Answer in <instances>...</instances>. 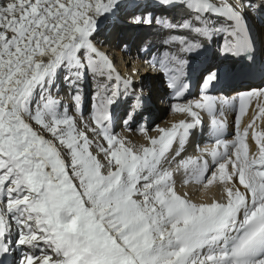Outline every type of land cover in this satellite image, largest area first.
<instances>
[{"label": "snow or ice", "instance_id": "6c2138e0", "mask_svg": "<svg viewBox=\"0 0 264 264\" xmlns=\"http://www.w3.org/2000/svg\"><path fill=\"white\" fill-rule=\"evenodd\" d=\"M174 4L189 10L179 24L162 23L152 11H135L127 23L161 28L165 44L169 33L188 30V35L170 36L182 45L180 55L172 57L176 66L160 61L175 97L189 88L182 80L189 57L205 52L218 35L214 55L255 64L264 0H0V264H264V131H257V120L264 123V103L240 128L248 103L264 98V89L233 99L231 107L238 100V111L231 140L220 138L227 121L217 119V98L205 94L194 102L212 115L215 145L174 170L192 165L190 174L207 180L205 202L178 194L173 170L162 163H174L190 132L202 126L192 101L172 105L188 113L191 122L159 129L149 146L134 148L113 133L112 108L127 103L128 123L146 97L97 47L98 18L121 7ZM37 56L43 62L37 64ZM60 73L72 91L74 114L54 96ZM220 78L213 68L202 91ZM89 79L99 81L89 98L90 119L83 114V85ZM220 103L224 116L228 101ZM249 135L258 146L251 156ZM205 154L218 165L210 178L205 176L209 162L198 164ZM217 181L219 200L207 195V186Z\"/></svg>", "mask_w": 264, "mask_h": 264}, {"label": "bare ground", "instance_id": "6f19581e", "mask_svg": "<svg viewBox=\"0 0 264 264\" xmlns=\"http://www.w3.org/2000/svg\"><path fill=\"white\" fill-rule=\"evenodd\" d=\"M219 1V0H217ZM236 1V0H235ZM137 11V9H134V11H131L130 9H126L124 7L119 8L116 13L113 14H104L98 18V28L99 33L95 37V41L97 43V47L100 48L101 51H104L108 58L112 61L114 68L116 72L122 71L121 76L125 77L127 73L126 64L122 63V66L118 63L123 57L127 56L125 45H131L134 44L140 40L146 39L150 45H160L164 43L163 34L160 32L156 27H147V26H132L127 23V16L130 14H134V12ZM145 11V10H141ZM153 12V11H152ZM154 13V12H153ZM156 15V13H154ZM176 17H181L180 12H176ZM103 24H100V20H104ZM185 19V18H183ZM182 22V21H181ZM180 22H177L179 24ZM221 43V38L218 35V39H216L211 47H209L204 54V59H209L208 62H215L218 59V56L214 55L218 45ZM212 53V54H211ZM50 58V57H48ZM43 57L37 56L36 63L39 64L43 62ZM264 60V59H263ZM218 62V61H217ZM263 62V61H261ZM259 62L258 63V71H263V77H264V64ZM210 63L207 65L209 66ZM220 62H218V65ZM207 66V67H208ZM29 66L26 65L25 69L22 71V76L25 72H27V68ZM146 68L142 69L145 71ZM115 75V73H113ZM138 77L135 76V84L134 87L136 89H143V92L145 94V101L143 104L142 111L138 112L134 117L130 118L128 120V123H124L125 117L128 113V104L124 103L123 101L117 105H115L112 111L114 114V120H113V133L118 136V138H123L128 144L132 145L134 148L139 145L149 146L150 145V138L151 137H157L159 136V129H168L171 128L173 124H178L181 120H184L185 115L187 113L184 112H174L170 110L166 100L164 101L162 98L167 94L166 89L164 87H160V79L158 76L154 75H148L145 78H142L140 82H138ZM57 82L59 83V91L57 92L54 89V96L55 98L59 99L63 102V104L68 105V112L69 114L73 113L72 108V91L71 94H68V91L65 87H63L60 75L57 78ZM99 81L95 79H89L84 85L83 90L86 93V96H89V94L92 91L96 90L97 83ZM264 84V82H262ZM259 85L258 82L250 84V86H239L232 89V92H235L239 90L240 88L245 87H255ZM233 95V93H231ZM162 99V101H160ZM190 99L186 98L179 103L181 105L187 104ZM128 103H131V100L128 101ZM258 103H264V98L259 99H253L251 102L250 109L246 111L245 115L241 118V124L240 128L243 129L245 124L247 122H250V118L253 115L254 112H258L259 109L257 107ZM62 110V108H61ZM86 108H84L85 112ZM84 114V113H83ZM85 118H88V116L84 115ZM79 119V117H77ZM185 121V120H184ZM258 124H261V127L257 129V131H264V123L257 120ZM144 127V131H140V126ZM146 133V134H145ZM195 131L192 132L191 136L188 139V142L186 146H184L183 150L181 151V155L184 156V158L178 160L176 157V161L172 163L171 165H168L167 167L163 165L164 168H168L169 170H173V177L172 181L174 184V187L178 194H181L182 196H185L187 199H189L193 203H200L204 202L206 200L205 193L202 191V189L207 185V180L200 181V184L197 185L196 183H191L187 178L191 172L192 166H190L188 169H184L181 167L180 171H175L176 165L182 161L186 160L189 157L196 158L201 155V151H194L193 144L195 141ZM249 138H251V135H249ZM231 137H228V140H231ZM248 144V150L249 155L251 156L253 153L258 152V147L255 145L254 139H247L245 141ZM93 152L95 153V149L93 148ZM173 155V152L171 153ZM171 155H169L168 159H171ZM167 162H164V164ZM199 164V163H198ZM218 169V165H215L214 162H212L210 171L205 173V176L210 178L211 171H215ZM230 171V167L228 169ZM179 181H183L185 185L178 186L177 183ZM218 182V181H217ZM217 182H214L213 185L207 186L208 188V196H215L218 194V186ZM242 187V186H241Z\"/></svg>", "mask_w": 264, "mask_h": 264}, {"label": "rangeland", "instance_id": "374dc122", "mask_svg": "<svg viewBox=\"0 0 264 264\" xmlns=\"http://www.w3.org/2000/svg\"><path fill=\"white\" fill-rule=\"evenodd\" d=\"M100 19V18H99ZM104 21H105V19L104 20H100V24H103L104 23Z\"/></svg>", "mask_w": 264, "mask_h": 264}]
</instances>
